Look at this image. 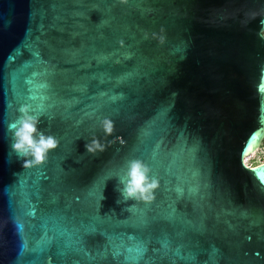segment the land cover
Instances as JSON below:
<instances>
[{
    "label": "water",
    "instance_id": "1",
    "mask_svg": "<svg viewBox=\"0 0 264 264\" xmlns=\"http://www.w3.org/2000/svg\"><path fill=\"white\" fill-rule=\"evenodd\" d=\"M262 21L264 0H0V264H264V163L241 162ZM21 106L58 140L42 165L12 148ZM133 161L151 202L122 195Z\"/></svg>",
    "mask_w": 264,
    "mask_h": 264
},
{
    "label": "clouds",
    "instance_id": "2",
    "mask_svg": "<svg viewBox=\"0 0 264 264\" xmlns=\"http://www.w3.org/2000/svg\"><path fill=\"white\" fill-rule=\"evenodd\" d=\"M18 111L17 121L11 126L14 136L12 148L23 158L24 166L42 165L46 162L49 152L58 147V140L39 130V118L33 114L30 107L21 106ZM96 147L89 146V151H95ZM122 184V195L126 199L143 202H151L159 186L158 181L151 176L149 167L140 161L130 164L127 178Z\"/></svg>",
    "mask_w": 264,
    "mask_h": 264
},
{
    "label": "rangeland",
    "instance_id": "3",
    "mask_svg": "<svg viewBox=\"0 0 264 264\" xmlns=\"http://www.w3.org/2000/svg\"><path fill=\"white\" fill-rule=\"evenodd\" d=\"M249 166H257L264 163V139L263 143L257 148L254 154L248 157Z\"/></svg>",
    "mask_w": 264,
    "mask_h": 264
},
{
    "label": "snow or ice",
    "instance_id": "4",
    "mask_svg": "<svg viewBox=\"0 0 264 264\" xmlns=\"http://www.w3.org/2000/svg\"><path fill=\"white\" fill-rule=\"evenodd\" d=\"M264 23V21H262ZM261 91H264V85L261 86ZM262 132H264V129H261ZM258 134L253 133L249 139L247 144L245 145L244 149L242 150L241 153V162L246 165V161L244 160V157L248 155V153L252 150L253 148V141L257 139ZM254 172L256 171L255 169L253 170ZM261 184L264 185V179L261 180Z\"/></svg>",
    "mask_w": 264,
    "mask_h": 264
},
{
    "label": "bare ground",
    "instance_id": "5",
    "mask_svg": "<svg viewBox=\"0 0 264 264\" xmlns=\"http://www.w3.org/2000/svg\"><path fill=\"white\" fill-rule=\"evenodd\" d=\"M258 147H259V146H258ZM258 147H257V148H258ZM257 148H256L252 153L248 154L247 157H245V161H246V164H247V165H249L248 162H247V161H248V157H249L250 155L254 154L255 151L257 150Z\"/></svg>",
    "mask_w": 264,
    "mask_h": 264
}]
</instances>
